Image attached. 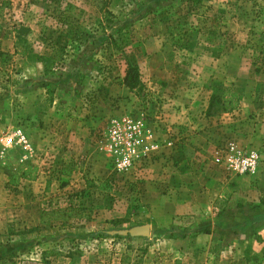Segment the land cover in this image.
I'll return each mask as SVG.
<instances>
[{"label": "rangeland", "instance_id": "1", "mask_svg": "<svg viewBox=\"0 0 264 264\" xmlns=\"http://www.w3.org/2000/svg\"><path fill=\"white\" fill-rule=\"evenodd\" d=\"M121 115L161 146L123 172ZM231 142L255 173L215 164ZM0 264H264V0H0Z\"/></svg>", "mask_w": 264, "mask_h": 264}, {"label": "built area", "instance_id": "2", "mask_svg": "<svg viewBox=\"0 0 264 264\" xmlns=\"http://www.w3.org/2000/svg\"><path fill=\"white\" fill-rule=\"evenodd\" d=\"M151 135L140 120L127 115L112 118L105 133V149L115 168L123 172L139 157L156 152L161 146L151 139ZM13 137L24 149H31L28 139L20 129H17ZM13 137L6 138V143L13 142ZM170 144V141L167 142V145ZM213 160L216 165L234 174H253L258 166V155L255 151L239 150L232 142L225 149L217 150Z\"/></svg>", "mask_w": 264, "mask_h": 264}, {"label": "trees", "instance_id": "3", "mask_svg": "<svg viewBox=\"0 0 264 264\" xmlns=\"http://www.w3.org/2000/svg\"><path fill=\"white\" fill-rule=\"evenodd\" d=\"M139 70L138 67L134 64L128 63L126 70H125V76L123 79V82L125 86H127L129 89H134L139 84ZM242 96L241 94L231 88H223L220 93L212 94L209 100V108L212 107L217 102L221 105V109L225 111H229L234 109L239 101L241 100ZM35 166L28 165L24 168H21L19 170V177L26 180H34L35 179ZM18 175H15L16 178H18ZM102 187V186H100ZM118 236V235H114Z\"/></svg>", "mask_w": 264, "mask_h": 264}, {"label": "water", "instance_id": "4", "mask_svg": "<svg viewBox=\"0 0 264 264\" xmlns=\"http://www.w3.org/2000/svg\"><path fill=\"white\" fill-rule=\"evenodd\" d=\"M109 234L130 235V236H148L150 226L148 224L136 225L126 229L109 230Z\"/></svg>", "mask_w": 264, "mask_h": 264}]
</instances>
